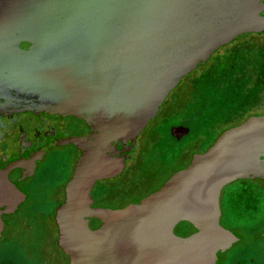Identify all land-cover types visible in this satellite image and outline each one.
<instances>
[{
    "label": "water",
    "instance_id": "95a60500",
    "mask_svg": "<svg viewBox=\"0 0 264 264\" xmlns=\"http://www.w3.org/2000/svg\"><path fill=\"white\" fill-rule=\"evenodd\" d=\"M251 33H264V0H0V109L84 122L79 135L51 143L78 149L50 215L66 264H219L240 239L220 225L218 196L235 180L264 184V108L221 130L140 197L101 206L90 190L106 180L126 190L137 137L168 92ZM43 153L0 161V239L31 245L43 237L24 219L25 192L16 185ZM13 213L20 224L3 219ZM180 222L187 228L175 232Z\"/></svg>",
    "mask_w": 264,
    "mask_h": 264
},
{
    "label": "rangeland",
    "instance_id": "374dc122",
    "mask_svg": "<svg viewBox=\"0 0 264 264\" xmlns=\"http://www.w3.org/2000/svg\"><path fill=\"white\" fill-rule=\"evenodd\" d=\"M237 39L218 48L205 65L182 77L168 92L155 117L137 137L135 156L127 164L129 170L136 165L137 168L130 174L126 190H113L110 180L96 181L91 188L90 193H96L101 183V206L126 203L149 192L171 172L186 165L191 153L203 151L221 130L262 111L264 33ZM239 44L250 45L246 52L247 66H254L250 75L246 71L241 75L220 70L219 63ZM250 53L253 54L250 56ZM241 54L245 56V51ZM224 90H230L228 96H221ZM218 92L217 96L210 95ZM176 123L182 124L185 130L174 138L171 129ZM74 158L70 146L51 149L33 174L22 180L28 197L21 211L26 221L38 224L35 236L42 234L43 237L31 245L0 239V264H66L55 247L50 215L62 201V187L69 178ZM122 176L116 182L122 181ZM218 205L220 225L240 235L239 240L219 254L220 264H264V186L245 179L227 183L220 190ZM186 228L180 222L174 231Z\"/></svg>",
    "mask_w": 264,
    "mask_h": 264
},
{
    "label": "flooded vegetation",
    "instance_id": "af4514ba",
    "mask_svg": "<svg viewBox=\"0 0 264 264\" xmlns=\"http://www.w3.org/2000/svg\"><path fill=\"white\" fill-rule=\"evenodd\" d=\"M20 46L25 48L27 44L22 42L20 43ZM83 127L84 122L81 119L69 115L30 111L22 108L13 110L8 108L0 109V161L17 153L20 155H30L39 150H44L42 158L39 160L40 162L49 150L63 146H70L73 149L76 158L78 149L74 144L61 143L51 147L53 146L51 143L61 137L79 135L83 131ZM184 130L185 128L182 124L176 123L171 129L172 136L177 138ZM37 164L35 165V168ZM35 168L33 172L35 171ZM8 176L11 179L17 178L19 176V170L14 169L10 171ZM28 177L18 179L16 183L17 187L25 192V197L22 203L28 197V190L21 182ZM255 181L264 186L262 182L258 180ZM98 186L99 189L96 193H90L93 198L101 196V183H99ZM3 219H10L11 222L14 221L18 224L21 223V221H16V213L11 214L10 216H3ZM29 222H31L35 228L38 226V224H35L31 220ZM187 233L188 232L186 231L178 234L185 235ZM234 233L237 234L236 231H234ZM6 240L18 241L12 237L7 238Z\"/></svg>",
    "mask_w": 264,
    "mask_h": 264
},
{
    "label": "trees",
    "instance_id": "16d2710c",
    "mask_svg": "<svg viewBox=\"0 0 264 264\" xmlns=\"http://www.w3.org/2000/svg\"><path fill=\"white\" fill-rule=\"evenodd\" d=\"M242 38H243V36L239 37L238 39H242ZM245 45H247V44H239L233 53L227 54L225 56V58L222 60V63H219V65L221 66L220 70L224 71V73L227 71V72H230L233 74H236V73L239 74L240 73L242 75V71H243L244 73L247 72L248 75L252 74V72H253L252 67H254V66H253V64H252V67L250 65L247 66V64H248L247 62L249 61V58L247 57L248 55L246 53V52H248V49H249L248 47L250 45L249 46H245ZM262 50H263V48L259 49L257 54L261 55ZM240 51H241V53H243L245 51V56H243L240 53ZM251 54H253V53H250V56H251ZM231 76H232V74H231ZM227 84H229V83H227ZM226 91L224 90V93L223 94L221 93V96H228L227 93L230 90H228L227 92ZM219 93L220 92L214 93V94L210 93V95L217 96V94H219ZM232 96H235V95L232 94Z\"/></svg>",
    "mask_w": 264,
    "mask_h": 264
}]
</instances>
